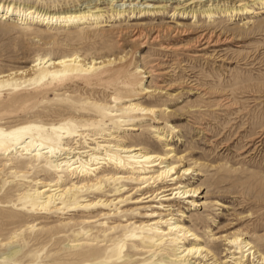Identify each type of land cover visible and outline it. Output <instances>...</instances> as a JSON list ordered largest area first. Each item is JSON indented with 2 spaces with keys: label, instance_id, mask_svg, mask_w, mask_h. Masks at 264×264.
<instances>
[{
  "label": "rangeland",
  "instance_id": "rangeland-1",
  "mask_svg": "<svg viewBox=\"0 0 264 264\" xmlns=\"http://www.w3.org/2000/svg\"><path fill=\"white\" fill-rule=\"evenodd\" d=\"M1 1L53 12L98 3L107 10L103 20L107 25L101 27L92 20L64 27L23 21L16 16L0 19V74L28 69L37 56L45 55L60 58L79 54L87 60L114 57L115 60L97 64L94 70L80 76L50 78L43 83L28 81L36 75L29 70L19 79L26 81L17 89L0 91V126L69 123V128L75 131L63 143L73 148L111 141L163 150L167 142L175 148L172 162H181L182 166L176 169L178 173L175 171L180 179L168 177L144 182L137 175L132 176L133 170L110 162L102 168L105 172L99 174L104 178L102 188L82 192L83 199L94 202L92 206L62 210L58 208L62 205H57L48 211H30L22 208L19 201L26 189L44 185L41 181L56 182L59 178L63 186L76 181L81 184L85 176L75 178L66 170L58 172L53 162L45 159L36 161L22 155L11 160L0 154V264H83L84 255L104 254L110 237L121 235L125 225L159 216H173L170 222L178 219L192 228L202 237L200 244L218 258L214 263L215 258L204 256L207 253L204 252L188 257L189 264H240L235 260L238 249L230 242L235 235L247 238L264 252V13L218 14L210 19L202 14L197 17L191 13L173 14L179 0H125L126 3L118 2L115 7L125 8V16L109 18L108 13L112 11L109 0ZM135 1L137 4H133ZM146 1L168 4V10L161 14L131 12L137 7L144 8L142 3ZM235 1L216 0V3L232 5ZM253 7L264 10L261 4ZM178 23L193 33L177 34L173 44H190L188 49L166 51L158 42L150 40L141 46L131 41L138 29L153 33L165 31L169 26L175 29ZM205 32H216L214 35L220 34L222 40L227 36L231 40L209 44L203 49L205 44L196 43V39ZM169 37L166 32L164 38ZM125 53V59H120ZM159 85L172 87L157 88L162 91L157 94L146 92V87L155 89ZM88 100L117 104L109 108L116 116L104 106L88 104ZM131 100L158 106L159 111L143 113L126 109ZM127 124L137 129H126ZM110 131L117 137L107 140L111 136L104 134ZM175 155H183L184 162ZM183 166L194 170L182 176ZM107 173L124 176L114 181L103 176ZM176 181L190 188L197 187L198 192L164 200L162 195L172 191L162 192L163 188ZM192 199L199 204L194 205ZM118 224V228L109 229ZM163 227L168 228L166 224ZM81 229L89 231L77 237ZM17 231L20 236L12 239ZM95 235L99 238L95 239ZM75 238L83 243L77 253L68 246ZM181 241L180 245L194 242L192 236ZM134 243L140 242L127 241L126 252L132 255L135 264H142L140 260L149 253ZM174 244L167 241L159 259L167 260L168 254H174ZM15 249L19 252L9 255ZM31 251H38V255L33 257ZM245 259L244 264L262 262L257 253Z\"/></svg>",
  "mask_w": 264,
  "mask_h": 264
},
{
  "label": "bare ground",
  "instance_id": "bare-ground-1",
  "mask_svg": "<svg viewBox=\"0 0 264 264\" xmlns=\"http://www.w3.org/2000/svg\"><path fill=\"white\" fill-rule=\"evenodd\" d=\"M109 1L111 4L110 8L112 9V11L108 13L109 18L125 16V13L127 12L125 8L119 7L116 9L115 7L117 6L118 2H121V5H123L127 0ZM206 2L208 3L207 5ZM150 3L151 2L147 1L142 3L143 5L145 4L144 8L147 9L137 7L134 8L131 12H133L134 14L138 12L141 14H161L163 11L168 10V4L160 5ZM133 4H137L136 1L133 2ZM220 4V2L216 3V0H213V2H211V0H179V2L175 6L173 14L181 13V15H185L191 13L193 17H197L198 14H202L204 17L212 19L218 16V14L237 16L247 13H264V10H257L253 7L254 4H261L262 8H264V0H248L247 2L244 0H236L232 5H226L225 3H222L221 5ZM99 5L100 4L98 3H95L94 5L89 4L84 8L82 5H80V7L78 8L53 12L51 10L40 9L31 5H22L11 1L8 2L0 0V19L6 20L11 16H16L18 19L23 21L31 20L32 22H39L45 25L55 24L64 27L72 26L73 24H84L93 20L96 24H101L99 26L102 27L107 25L106 23H103V20L106 17L107 10H104L103 6ZM166 32L170 34L171 37L164 38ZM179 33H181L182 36H189V34L193 33V30H190L183 25L181 26V23L177 25L175 29H172V27L169 26L165 31L155 30L153 33H147L146 29L142 28L134 31L131 41H135L136 44L138 43L141 46H145L151 40L152 42H158L161 46V49L166 51L188 49L190 47V44H173L177 39L176 35ZM214 33H201L199 36H197L196 43L199 42L200 44L201 42V44H205L202 48L207 49L209 44L210 46L219 45L231 40L228 36L223 37L224 39L222 40L220 34L217 36L214 35ZM214 36H217L216 40L213 39ZM126 56L127 54L125 53L119 56V58L125 59ZM112 60H115V57L107 59L93 58L87 60L79 54H73L60 58H53L48 55L37 56L33 64L28 69L13 70L8 73L0 74V91L6 89H17L16 87L21 86L26 81H21L19 79L23 76H26L29 70L33 71L36 75L28 79V81H31V83H43L50 78L55 79L66 77L69 75L80 76L84 73L94 70L97 64H103ZM17 75L20 76L16 78ZM170 87L172 86L167 87L159 85L155 87V89L146 87V92L157 94L159 92H162L157 91V88H159V90H162L161 88ZM87 103L94 104L99 107L104 106L103 108L110 112L112 116H116V113H114L115 111L109 108L112 106L117 107V104H102L98 103L97 101L95 102L91 100H88ZM125 108L130 110H141L143 113H154L159 111L158 106L143 105L132 100L129 101V104L125 105ZM121 118L126 119L125 117L120 116V119ZM68 125L69 123L65 122L51 125L27 122L15 125L10 128H4L0 126V154L6 157H11V160H13L14 157L22 155L30 156L36 161L40 159L43 161L45 159L47 161L53 162V166L58 172H63V170H66L68 173L75 175V178L79 177L80 175L85 176V181L83 183L80 184L76 181L69 186H63L60 183V178L56 182H45L40 180L41 183H44V185L36 186L35 188H28L20 194L19 201L22 205V208L30 211H48L53 207H58L57 205H62L58 207L62 210L71 207H79L82 205H84L85 207L92 206L94 202L91 200L83 199L82 192L85 189H91L94 187L96 189L102 188V180L104 178L102 179L99 174H103V172H105L102 171V168L104 167V165L109 164L110 162H113L121 168L126 167L127 169L133 170L134 173L132 172V176L137 175L136 178L144 179V182H156L159 180L162 181L168 177H171L172 180L180 179V175L177 174L178 172L176 171V169L179 168L181 162H172L174 156L173 151L175 150V148L171 143L166 142V149L163 150L150 149L141 144L130 146L123 145L119 142H117L116 144H112L111 141H108L107 144H98V146H87L88 148H84L83 146L73 148L63 143V140L75 131V129L73 130L72 128H69ZM127 125L128 126L126 129H137V127L133 124ZM77 135H84V133H78ZM104 135L111 136V138L107 140H111L117 137L114 136L111 131ZM161 139H164L162 135ZM97 142L99 143L100 141ZM175 157L178 158L179 161L184 162L183 155H180L179 157L175 155ZM159 165L160 167H158ZM156 167H158L157 170H155ZM192 170L194 169L191 166L184 167L182 169V176L185 174H189V172ZM94 176L95 178H93ZM103 176L116 181L123 178L124 174L107 173ZM196 188H190L188 185L183 184L181 181H176L171 186L163 188L162 192H172L164 194L162 193V196H164V200H171L175 198L176 195H178L179 197H184L187 194L198 192V189ZM117 190H121V187H118ZM189 196L190 195L186 197ZM136 200L139 201V199ZM191 202L194 205L199 204L193 199L191 200ZM165 215H169V213H166ZM153 216H156V214H154ZM171 219H173V216L170 218L159 216V218L157 219L148 220L146 222H130L128 225H125L123 227L124 232L121 235L110 237V244H108V246L105 248L104 254L101 255L100 253L91 252L87 255H84L83 264L89 262H92V264H135L132 255L126 252V247H128V240L140 242L134 243V245L137 248H141L145 253H149L148 257L140 260L142 264H189L188 257L195 254L201 255L204 252H207L204 256L212 255L215 258L213 262H218V258L216 257V255L211 250L204 248L205 246H202L200 244L202 241V237L198 233L194 232L192 228L186 226L184 223L179 222L178 219L176 221L174 220L173 222H170ZM164 224H166L168 228L163 227ZM119 225L120 224L112 225L109 227V229H116L119 227ZM31 226L35 227L36 225ZM107 230L108 229H105L104 231ZM88 231L89 230L86 231L85 229L79 230L77 232V237L79 235L87 234ZM179 233L184 237L181 238ZM18 235L19 233L17 231L13 234V236H11V238L14 239L18 237ZM190 236L193 237L194 242H192V244L185 245L183 243L182 245H180V243L182 242L181 239ZM94 238L98 239L99 236L95 235ZM80 241V238H75L70 244H68V246L70 248H73L76 253L80 252V248H83V243H81ZM167 241L175 243L173 246V250L175 253L168 254L167 260L163 258L159 259L160 252L165 250L162 247L166 244ZM230 242L235 245L234 249H238L237 252L234 250L239 254L237 257H235L236 263L244 264V262H246L247 260L245 259V257L250 254L255 255V253L258 254V259L262 261L261 264L264 263V252L256 248V246L252 244V242L247 238H243V236L240 235H235L232 239H230ZM18 252L19 250L15 249L11 251L9 255L15 256ZM37 252L38 251H34L32 256H37ZM18 262L22 263L21 261ZM219 264L226 263L221 262Z\"/></svg>",
  "mask_w": 264,
  "mask_h": 264
}]
</instances>
